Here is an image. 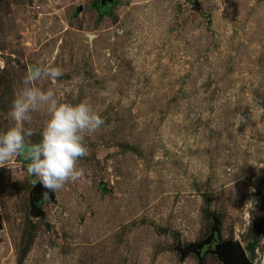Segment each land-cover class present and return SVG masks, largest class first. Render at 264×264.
<instances>
[{"label":"rangeland","instance_id":"rangeland-1","mask_svg":"<svg viewBox=\"0 0 264 264\" xmlns=\"http://www.w3.org/2000/svg\"><path fill=\"white\" fill-rule=\"evenodd\" d=\"M116 2L0 0V132L29 66L60 68L34 86L105 121L85 134L83 177L38 203L30 161L0 166V264H223L186 253L215 221L256 264L264 0ZM32 116L37 143L48 114Z\"/></svg>","mask_w":264,"mask_h":264},{"label":"clouds","instance_id":"clouds-1","mask_svg":"<svg viewBox=\"0 0 264 264\" xmlns=\"http://www.w3.org/2000/svg\"><path fill=\"white\" fill-rule=\"evenodd\" d=\"M62 75L58 67L29 66L8 113L14 123L0 132V166L12 157L23 156L30 161L27 172L38 177L50 191L61 190L67 183L83 177L84 169L78 167V161L89 154L85 134L95 132L105 123L87 102L61 103L51 89L44 91L34 86L37 81L55 80ZM42 107L48 119L41 130L40 141L32 143L27 138L33 136L35 130L24 125L30 124L32 114ZM249 204L251 202L245 207ZM250 222L249 217V225ZM256 264H264V256H259Z\"/></svg>","mask_w":264,"mask_h":264},{"label":"water","instance_id":"water-1","mask_svg":"<svg viewBox=\"0 0 264 264\" xmlns=\"http://www.w3.org/2000/svg\"><path fill=\"white\" fill-rule=\"evenodd\" d=\"M100 3L101 5H104L105 3L111 5L116 4L117 2L116 0H100ZM45 193H49L48 189L44 188L38 181L33 189L32 202L35 204L38 203V201L43 200ZM211 245L212 247L210 248L209 246ZM204 248L207 249L202 253ZM189 252L195 253L198 257H201L202 254L216 255L223 264H251L239 243L222 242L220 240L218 221L214 222L210 237L201 244L190 246L186 253Z\"/></svg>","mask_w":264,"mask_h":264},{"label":"flooded vegetation","instance_id":"flooded-vegetation-1","mask_svg":"<svg viewBox=\"0 0 264 264\" xmlns=\"http://www.w3.org/2000/svg\"><path fill=\"white\" fill-rule=\"evenodd\" d=\"M109 4L108 3H105L103 6L104 7H107ZM210 248L212 247V245L211 246H209ZM207 248H204L203 250H202V253L206 250Z\"/></svg>","mask_w":264,"mask_h":264},{"label":"built area","instance_id":"built-area-1","mask_svg":"<svg viewBox=\"0 0 264 264\" xmlns=\"http://www.w3.org/2000/svg\"><path fill=\"white\" fill-rule=\"evenodd\" d=\"M251 264H253V263L251 262Z\"/></svg>","mask_w":264,"mask_h":264}]
</instances>
